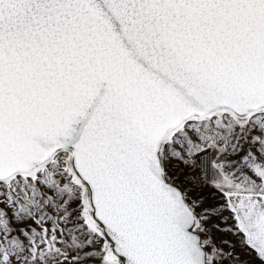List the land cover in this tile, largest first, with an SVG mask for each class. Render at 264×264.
<instances>
[{
  "label": "snow or ice",
  "instance_id": "6c2138e0",
  "mask_svg": "<svg viewBox=\"0 0 264 264\" xmlns=\"http://www.w3.org/2000/svg\"><path fill=\"white\" fill-rule=\"evenodd\" d=\"M0 264H264V0H0Z\"/></svg>",
  "mask_w": 264,
  "mask_h": 264
}]
</instances>
